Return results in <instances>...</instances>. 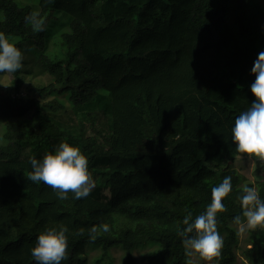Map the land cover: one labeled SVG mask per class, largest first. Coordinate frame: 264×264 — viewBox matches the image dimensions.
<instances>
[{"label":"trees","instance_id":"trees-1","mask_svg":"<svg viewBox=\"0 0 264 264\" xmlns=\"http://www.w3.org/2000/svg\"><path fill=\"white\" fill-rule=\"evenodd\" d=\"M34 10L38 29L25 20ZM0 33L22 50L10 85L0 83V264H36V237L61 224V264H115V250L120 264H139L135 253L146 247L145 264H184L176 230L206 209L225 176L223 246L210 260L236 264L240 249L249 264H264V226L248 229L240 246L232 219L244 187L264 199V160L261 178L249 181L232 161L249 154L231 138L256 99L262 0H0ZM44 76L48 85L23 93L24 80ZM61 141L88 159L94 187L78 200L29 179L30 159ZM103 222L110 230L89 239L88 228Z\"/></svg>","mask_w":264,"mask_h":264},{"label":"clouds","instance_id":"clouds-1","mask_svg":"<svg viewBox=\"0 0 264 264\" xmlns=\"http://www.w3.org/2000/svg\"><path fill=\"white\" fill-rule=\"evenodd\" d=\"M25 20L34 29L41 26L38 10L30 12ZM21 61V48L10 43L5 34L0 33V73L15 72L21 67ZM251 73L255 79L250 85V91L256 99L236 116L231 128V138L237 152L264 160V50L258 52ZM30 165L29 179L50 186L60 199H67L69 191L73 193L74 199H81L88 196L94 187L87 157L78 147L67 142L61 141L54 152L46 153L39 160L31 158ZM231 191V176H225L219 184L212 187L211 202L202 213L193 217L189 212L183 217V227L176 231L184 247V264H193L191 258L195 254L203 259L219 255L223 238L216 227L217 213L225 210L222 199ZM238 199L242 212L232 218L233 223L249 228L264 226V199H261L257 189L244 187ZM98 229L108 232L110 227L106 222L92 225L87 230L89 239L96 238ZM67 232L68 228L61 224L45 227L39 233L35 246L31 248V256L36 264H61L68 245ZM79 232L83 233L84 229L80 228Z\"/></svg>","mask_w":264,"mask_h":264},{"label":"rangeland","instance_id":"rangeland-1","mask_svg":"<svg viewBox=\"0 0 264 264\" xmlns=\"http://www.w3.org/2000/svg\"><path fill=\"white\" fill-rule=\"evenodd\" d=\"M264 4V0H262ZM12 80V76L9 73H4L1 76L0 83L3 86L10 85V82ZM51 82L50 78L48 76L40 77L37 79L30 80L29 78L24 80L22 91L24 94H26L30 88L39 87L42 85H48ZM258 159H260L257 156H251L248 157H235L232 161L233 162V168L238 170L241 174H243L249 181L251 182H257L261 177L256 173V167ZM232 161L229 162L225 167H228L230 164H232ZM238 231H239V240H240V246L248 245L247 242V236H248V229L246 225L241 227L240 225H236ZM152 247H146L143 249H139L135 255L137 257L139 264H145V262L141 259L144 255H148V252L152 251ZM98 254V252L92 251L89 254V259L91 260L92 256ZM113 255L116 259L115 264H120L122 252L120 250L113 251ZM193 260V264H214L210 259L205 261H200L196 254L191 258ZM92 262V261H91ZM236 264H249L248 261L244 259V257L241 255L240 249L237 250V261Z\"/></svg>","mask_w":264,"mask_h":264}]
</instances>
